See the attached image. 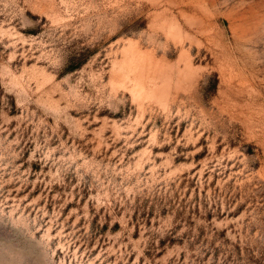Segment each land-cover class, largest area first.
Wrapping results in <instances>:
<instances>
[{
    "label": "rangeland",
    "instance_id": "rangeland-1",
    "mask_svg": "<svg viewBox=\"0 0 264 264\" xmlns=\"http://www.w3.org/2000/svg\"><path fill=\"white\" fill-rule=\"evenodd\" d=\"M0 264H264V0H0Z\"/></svg>",
    "mask_w": 264,
    "mask_h": 264
}]
</instances>
